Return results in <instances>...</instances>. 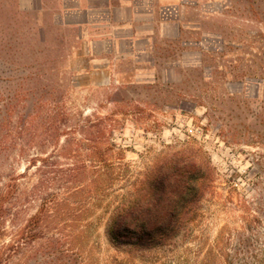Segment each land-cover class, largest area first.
Here are the masks:
<instances>
[{"label": "rangeland", "instance_id": "374dc122", "mask_svg": "<svg viewBox=\"0 0 264 264\" xmlns=\"http://www.w3.org/2000/svg\"><path fill=\"white\" fill-rule=\"evenodd\" d=\"M85 1L99 8L83 12ZM105 2L0 0V141L16 136L12 155L0 156V187L2 175H17V226L37 205L21 202L38 178L29 160L52 152L23 146L19 135L33 129L27 119L56 113L59 101V113L75 122L80 115L109 117L113 128L112 185L86 216L89 264H263L264 0H169L162 11L155 0L148 35L127 12L124 21L118 9L105 15ZM124 23L138 31L136 42L125 39L131 27L121 31ZM93 66L108 68L111 81L98 85L100 74H85ZM184 146L203 151L213 169L193 220L161 248L111 247L109 212L159 159ZM9 220L1 243L13 239Z\"/></svg>", "mask_w": 264, "mask_h": 264}, {"label": "trees", "instance_id": "16d2710c", "mask_svg": "<svg viewBox=\"0 0 264 264\" xmlns=\"http://www.w3.org/2000/svg\"><path fill=\"white\" fill-rule=\"evenodd\" d=\"M53 106L52 112L56 113L39 116L35 122L27 119L24 125L33 129L23 128L18 138L23 146L34 143L52 147L49 155L29 160L38 178L21 193V202L37 205L20 227L19 209L12 212L20 199L17 175L1 176L6 182L0 187V264H55L65 258L69 264H89L82 248L90 228L86 216L94 197L108 193L112 185L109 172L113 166L108 159L112 144L107 132L113 128L109 117L80 115L75 122L59 113V101ZM10 133L0 141L4 160L16 145L15 134ZM19 151L18 155L25 149ZM1 171L2 164L0 175ZM28 171L25 168L18 177ZM82 176L86 180H80ZM212 179L210 160L200 149L184 146L162 157L137 180L133 192L109 212L105 227L108 244L114 249L142 252L170 244L195 217ZM7 218L15 228L8 244L1 243L7 233Z\"/></svg>", "mask_w": 264, "mask_h": 264}, {"label": "crops", "instance_id": "0c3cea01", "mask_svg": "<svg viewBox=\"0 0 264 264\" xmlns=\"http://www.w3.org/2000/svg\"><path fill=\"white\" fill-rule=\"evenodd\" d=\"M106 2L104 3V5H100L103 8H106V10H102L104 12L105 15H110L111 12V8L114 9H118L119 10V14L121 16L120 21H124L122 19H124V17H126V12L129 15V22H131V18L133 19V21H139V24H143L144 26V33L145 35L149 29V25H151L154 22V15H155V0H105ZM161 1V5L159 6V8H161L162 11V7L163 1H168L169 0H158ZM99 8V7H98ZM96 6H94L92 3L90 2H83V6H81V10L83 12H94L96 9H98ZM162 13V12H161ZM161 18H160V22L161 24H163V15L160 14ZM81 27H85L83 25H81ZM128 27L130 28L131 33L128 34L127 36H125L126 40H130L131 42H136V40L140 37V35H138V31L135 29H133L132 26L128 25L127 23H124L121 26V31L123 30H128ZM144 35V34H143ZM108 70V71H107ZM96 73V74H100V78H102V83L98 84V85H106L107 83H109L111 80L108 77V75L110 73L108 68H97L95 66H93V68H90L89 71H86L85 74H90V73ZM76 73H80L82 74L83 72H76ZM103 74V76H102Z\"/></svg>", "mask_w": 264, "mask_h": 264}]
</instances>
